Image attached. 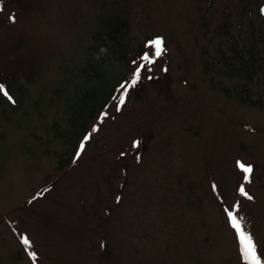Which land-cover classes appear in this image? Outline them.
<instances>
[{"label": "rangeland", "instance_id": "374dc122", "mask_svg": "<svg viewBox=\"0 0 264 264\" xmlns=\"http://www.w3.org/2000/svg\"><path fill=\"white\" fill-rule=\"evenodd\" d=\"M259 34L264 0H0V264H245L225 209L264 264Z\"/></svg>", "mask_w": 264, "mask_h": 264}, {"label": "snow or ice", "instance_id": "6c2138e0", "mask_svg": "<svg viewBox=\"0 0 264 264\" xmlns=\"http://www.w3.org/2000/svg\"><path fill=\"white\" fill-rule=\"evenodd\" d=\"M14 19V17H13ZM151 45L154 47L155 52L154 55L156 57H159L164 49V41L162 38H156L151 42ZM142 59L144 61H146L148 64L154 63V61L150 58L149 55L145 54ZM144 65L142 64L140 66V68H138L135 72L134 75V79L131 82V85H129V87L133 86L136 84L137 80L140 79V69L143 68ZM0 92H3V94L5 96H8V92L4 91V88L2 85H0ZM127 95V90L125 89V91L119 96V103L120 105H123L124 100H125V96ZM9 99H11V97L9 96ZM119 110V108L117 109ZM93 131H96L95 128H93ZM89 139L88 136L84 137V140L87 141ZM85 149V144L82 142L79 145V151L76 153V157L79 158L80 154L84 151ZM242 171L245 173V181H250V177L253 173V168L252 166H244L243 164L240 165ZM213 188L215 189V185L213 186ZM239 192L241 195L247 197V199L251 200L252 197L246 192L245 188L243 185L240 186L239 188ZM236 207V206H234ZM225 212L228 215L231 227L235 230V232L237 233V237H238V242L240 245V251L242 254V259L245 261V264H261V258L260 256L257 254V244L254 240L253 235L246 231L245 227L242 225V221H243V217H238L237 213L233 210L230 209H225ZM22 243L25 246H30V239L27 236H24L22 239ZM29 255L34 257L35 256V252H29Z\"/></svg>", "mask_w": 264, "mask_h": 264}, {"label": "trees", "instance_id": "16d2710c", "mask_svg": "<svg viewBox=\"0 0 264 264\" xmlns=\"http://www.w3.org/2000/svg\"><path fill=\"white\" fill-rule=\"evenodd\" d=\"M259 39L264 44V36L262 34H259ZM254 45H255V42L253 40H251V42L249 43V47L252 48V47H254ZM245 68H248V64H247V67H245ZM246 75H248V74H246ZM244 97L245 98H240L242 102L247 101V100L249 101V98L248 97H246V96H244Z\"/></svg>", "mask_w": 264, "mask_h": 264}]
</instances>
